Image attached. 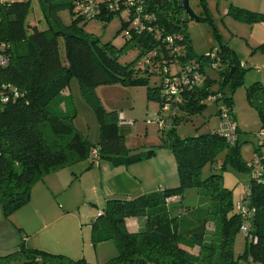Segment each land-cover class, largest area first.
<instances>
[{"label":"trees","instance_id":"1","mask_svg":"<svg viewBox=\"0 0 264 264\" xmlns=\"http://www.w3.org/2000/svg\"><path fill=\"white\" fill-rule=\"evenodd\" d=\"M36 2L45 24L43 30L26 24L29 1L0 2V207L5 216L25 206L33 186L45 176L84 161L94 164V150L97 164L107 162L113 167L151 159L153 149L141 155L129 154L124 141L131 123L116 112L104 111L93 94L101 85L144 87L147 99L159 106L154 120L158 118L166 125L159 127L158 148L174 157L178 186L132 199L106 201L91 231L92 244L108 240L115 243L117 255L105 264H237L233 243L243 223L248 228L243 259L246 264H264V142L255 150L262 169L260 180L251 177L246 195L239 201L251 213L243 219L221 175L201 176L202 169L213 164L226 148V157L239 163L238 145L229 146L217 134L219 128L184 138L176 133V126L187 116L201 112L209 98H214L212 103L230 107L235 122L231 98L223 92L226 85L232 90L242 85L245 70L234 52L227 45L212 49L208 54L216 50L218 68L211 66L214 61L207 55L196 57L185 24L202 17L188 18L181 0H131L130 4L128 0H94L92 6L84 0ZM199 5L206 11L205 0H199ZM87 7L90 11L85 13ZM63 12L69 15L68 23L60 17ZM121 12L128 17L126 22L121 21L118 31L126 32L121 48L103 44L84 32L85 23L105 26ZM228 14L240 22L264 23V14L243 8L230 6ZM134 19L139 25L133 24ZM130 49L137 51L135 59L120 64L119 57ZM192 60L200 64L195 70L201 84L185 88L177 97L167 96L165 80L180 77L186 68L193 67ZM204 65L216 78L206 73ZM173 66L177 70L172 73ZM152 76L160 78L155 88L149 86ZM71 79L78 82L95 109L99 122L96 143L89 142L72 124L73 115L68 112L71 96L64 94ZM246 98L264 124V87L259 83L249 86ZM165 106L167 110H163ZM175 110L182 115H175ZM162 112L168 115L164 117ZM216 116L220 123L219 111ZM219 168L223 170L224 164ZM243 168L251 173V168ZM189 190L196 191L202 202L185 206L184 195ZM175 198L178 201L172 204ZM129 218H145L144 228L129 233L125 226ZM0 264L89 263L21 246L0 257Z\"/></svg>","mask_w":264,"mask_h":264},{"label":"rangeland","instance_id":"2","mask_svg":"<svg viewBox=\"0 0 264 264\" xmlns=\"http://www.w3.org/2000/svg\"><path fill=\"white\" fill-rule=\"evenodd\" d=\"M17 1L30 2L31 10L26 19V24L40 25L39 28H43V23H40L41 14L35 0H8L9 3ZM188 5L195 17H202L200 21L189 20L185 24L194 55L196 57L205 56L212 49L220 45H227L242 63L240 66H244L245 70L241 86L233 90L230 85L223 88L224 95L231 98L236 113L238 131L235 144L238 145L239 163L235 158L232 160V157H226L229 150L226 148L217 155L215 162L206 165L201 173L203 179L209 177L210 174L221 175L223 186L232 190V199L236 204L245 197L251 181L250 171L243 167L246 165L247 168H250L248 164L255 159V150H258L261 142H264V139L258 137L261 129H264V124H262L256 108L251 106L246 98V89L249 86L259 83L261 87H264V23L240 22L228 14V10L230 6H233L264 14V0H205L206 11L199 5V0H189ZM61 15L63 22L68 23L69 15L67 12H63ZM127 20L126 13L121 12L119 16L114 17L105 26L97 22H87L83 26V30L86 34L98 38L103 44L111 43L114 47L121 48L125 41L126 32L118 33V31L121 21L126 22ZM60 55L64 61L62 43H60ZM136 55L137 51L130 49L119 57L118 62L122 65L130 63ZM190 65L198 66L200 64L192 60ZM204 68L208 75L216 78V74L211 72L207 65H204ZM176 70L177 67L173 66L171 72ZM159 83L160 78L152 76L149 86L155 88ZM216 86L218 85H215V89ZM67 94L71 96L68 112L73 115V126L89 142L96 143L99 139L98 118L95 109L88 103L75 79L70 80ZM93 94L104 111L116 112L119 118L122 117L131 123V133L124 141L130 155H141L146 152V147H155L159 144V126L154 121L155 114L159 112V106L156 102L147 99L146 88H130L121 84L101 85L94 89ZM220 104L221 102L217 104L206 102V106L201 112L187 116L188 119L185 122L176 126L177 135L184 138L217 131L220 123L216 112ZM161 114L166 117L168 112ZM174 114L182 115L178 110H175ZM222 164L225 168L220 170L219 166ZM83 199L84 196H81L80 203ZM202 200L198 199L194 190H189L184 195L185 206H195L197 201L200 203ZM90 208L96 211L94 207L91 206ZM244 238L245 235L239 232L233 243V257L237 264H246L243 259Z\"/></svg>","mask_w":264,"mask_h":264},{"label":"crops","instance_id":"3","mask_svg":"<svg viewBox=\"0 0 264 264\" xmlns=\"http://www.w3.org/2000/svg\"><path fill=\"white\" fill-rule=\"evenodd\" d=\"M40 23L43 28L29 26L45 29L42 15ZM235 123L238 131L236 113ZM128 131L127 136L131 127ZM159 145L160 142L155 147L145 146L146 152L154 150V156L138 165L113 167L107 162L90 165L84 161L61 169L34 185L29 202L16 212L5 216L0 207V257L24 246L73 261L85 260L89 264H105L113 259L117 249L112 240L95 245L91 242L92 225L106 201L132 199L178 186L175 159L167 150L158 148ZM81 196L84 199L80 203ZM177 201L175 198L171 203ZM144 225L145 218L125 221L129 233L141 231Z\"/></svg>","mask_w":264,"mask_h":264},{"label":"built area","instance_id":"4","mask_svg":"<svg viewBox=\"0 0 264 264\" xmlns=\"http://www.w3.org/2000/svg\"><path fill=\"white\" fill-rule=\"evenodd\" d=\"M2 1L3 0H0V2H2ZM77 1H80V0H77ZM84 1L89 5H91V4L93 5V3H94V0H84ZM130 2H131V0H128V4H130ZM90 7L85 8L84 12L88 13L90 11ZM91 9H92V7H91ZM145 19L147 20V19H149V17L147 16V17H145ZM138 23L139 22L137 19L133 20L134 25H139ZM167 41L169 43H171V39H168ZM207 57H209L210 60L214 61L216 58V50H213L210 54H207ZM139 66H143V65L141 64ZM211 66L213 68L219 67L216 61H214ZM195 67L196 66L186 68L185 72L180 77L172 78V79H166L165 80V84H166L165 94L169 97H177L178 94L180 92H182L185 88L191 89L193 86H199L201 84V77L196 72ZM213 99L214 98H209L208 101L211 102ZM163 110H167V106H165L163 108ZM218 111H219V118H220V126H219V129L217 131V134L219 136H221L229 146H234V144L236 142L237 126L231 117V108L226 106L225 104L224 105L222 104L219 107ZM154 121L157 123V125L160 128H164L166 126L163 122H160L158 118H156ZM258 137L264 138V131L260 132ZM92 158L96 163V161L98 160L96 150H94L92 152ZM258 160L259 159H255L251 162V164H248L249 167L251 168V177L254 180H260V177H261L260 174H261L262 169H261V166L259 165ZM236 210L241 213V216L243 219L249 218L251 216V213L248 212L247 210H245V208L242 207V205L239 202L236 203ZM101 215H102V213L99 212L97 217H99ZM247 229L248 228H247V225L245 223H243L240 226V232L243 233L245 235V237L247 236ZM253 242H255V240H253Z\"/></svg>","mask_w":264,"mask_h":264},{"label":"water","instance_id":"5","mask_svg":"<svg viewBox=\"0 0 264 264\" xmlns=\"http://www.w3.org/2000/svg\"><path fill=\"white\" fill-rule=\"evenodd\" d=\"M181 1H182L183 9H184L186 15L188 16V18L195 19L196 18L195 15L189 9V5H188L189 0H181Z\"/></svg>","mask_w":264,"mask_h":264}]
</instances>
